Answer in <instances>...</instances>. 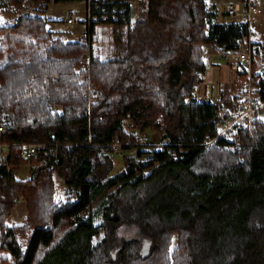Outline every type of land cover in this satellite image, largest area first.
I'll return each mask as SVG.
<instances>
[{
    "label": "trees",
    "instance_id": "trees-1",
    "mask_svg": "<svg viewBox=\"0 0 264 264\" xmlns=\"http://www.w3.org/2000/svg\"><path fill=\"white\" fill-rule=\"evenodd\" d=\"M49 1L0 0V13ZM49 22L22 13L0 24V142L10 144L0 163V264H264V118L251 131L238 127L237 140L218 136L219 112L239 98H194L208 68L204 47L240 50L246 23L218 21L206 0H141L136 17L115 26L120 49L103 60L95 23L88 46L55 37ZM88 56L90 68L77 72ZM237 65L236 93L250 80L264 103V40L254 42L250 66ZM89 81L98 88L90 109ZM149 128L159 144L135 132ZM117 138L125 168L112 174ZM31 143L46 147L28 161L22 146ZM26 163L30 175L20 179L13 169ZM108 189L117 193L96 225L90 208ZM129 189L144 196L124 208L117 197ZM22 200L27 220L9 225ZM126 214L151 237L148 253L129 239L112 256Z\"/></svg>",
    "mask_w": 264,
    "mask_h": 264
},
{
    "label": "built area",
    "instance_id": "built-area-1",
    "mask_svg": "<svg viewBox=\"0 0 264 264\" xmlns=\"http://www.w3.org/2000/svg\"><path fill=\"white\" fill-rule=\"evenodd\" d=\"M85 3V29L80 35V41L84 42L88 46L93 43V39L90 33L92 24L98 25H111L117 26L118 24L126 23L130 16L136 17L139 12L141 0H127V3L113 4L108 0H84ZM226 15L233 19H242L247 25V33L243 38L242 47L238 51H234L230 54L231 58L236 64H246L248 66L252 63V54L254 42L258 41L259 31L261 26V17L263 15V8L260 3L255 0H243L239 2L229 3L225 7ZM78 20L74 16H68L64 20V25L67 27L78 24ZM91 57L88 56L82 62L81 66L77 68V72L86 71L90 68ZM90 80V72L87 75H83V81ZM240 84L239 78H234L231 86H229L226 94H229L230 90L234 91V96L239 99L234 101L230 109H222L219 112L222 122L219 124L218 136H230L238 127H243L251 131L252 125L256 117H258L260 109L264 107V103H260L259 92L256 85L250 80L247 81L241 90L238 91ZM98 91L97 86L91 81L88 82V89L85 98L88 101L89 109L92 103L95 102V95ZM228 92V93H227ZM194 98L201 102H213L212 97L207 96L203 92L202 84L199 83L195 92ZM58 112H62V108L59 107ZM6 127L1 124L0 132L5 133ZM236 138V136L234 137ZM216 138L210 139L208 144L215 141ZM148 137L143 135L142 142L147 143ZM114 152L116 155H122V144L117 138L112 143ZM22 156L26 160H31L37 153L39 148L45 149V144H24ZM46 154V151L44 150ZM10 154V144L8 142H0V163L5 164L8 161ZM9 168V167H8Z\"/></svg>",
    "mask_w": 264,
    "mask_h": 264
},
{
    "label": "rangeland",
    "instance_id": "rangeland-1",
    "mask_svg": "<svg viewBox=\"0 0 264 264\" xmlns=\"http://www.w3.org/2000/svg\"><path fill=\"white\" fill-rule=\"evenodd\" d=\"M243 0H208V6L210 9H215L219 14L220 19H226L225 7L229 3L239 2ZM27 13L31 15H40L43 18L48 20L49 29L54 33V36L60 37L65 42L67 41H76L80 40V35L85 29L84 18H85V3L82 0H73V1H62V2H55L54 0H50L48 3L39 5L34 4L33 2H26L25 5L20 7L18 10H14L13 8H6L3 9L0 13V24L1 25H10L13 26L16 22V18L19 14ZM264 13V11H263ZM68 16H74L79 22L77 25L67 27L64 25V21ZM262 23V17H261ZM114 26L111 25H98L96 26V45L99 56L103 60L111 59L115 56L114 49H120V45H116V37H114ZM264 39V28L260 30L258 39ZM121 40H124V36H120ZM260 70V68L258 69ZM242 69H239L241 72ZM261 74L260 78H264ZM234 78H238L237 75L233 77L229 81V84L226 85L227 88L231 86ZM228 93V92H227ZM258 117L264 118V107L260 109ZM139 133L141 136L145 135L148 137L147 143H160V133L155 129H146L144 132L135 131ZM233 139L237 140L238 136H230ZM157 144V145H158ZM156 146L150 149V153H145L144 158H147L151 152L156 150ZM115 168L112 174H116L117 172L121 171L125 168L122 156L115 155ZM29 163V162H27ZM25 164L13 169L15 175L20 179L28 178L31 172L30 165ZM56 198L63 194L64 186L61 180L56 177ZM113 192L116 195L117 192L114 190L108 189L102 195L98 196L94 203L92 204L90 211L95 218L94 222L96 225L100 224L103 221V210L106 207V199L109 197V194ZM135 195V196H133ZM137 196H144L143 191L140 190H127L123 191L118 194V200H120L121 205L124 208H128L131 204L134 203V200ZM28 211L26 209V203L24 200L20 201L16 207L14 208L13 212L7 219V223L9 225H19L23 224L27 220ZM128 216V218L126 217ZM124 215L122 224L116 226V231L112 236V249L111 253L112 256H116L118 250L122 246L125 240L129 239H137L141 243V251L143 253H148L152 247V239L151 237L146 234L140 226L136 223L133 217H129L128 214ZM104 231L100 233L96 238L92 240V243H95L101 237L104 236ZM173 247L176 245V240L174 239Z\"/></svg>",
    "mask_w": 264,
    "mask_h": 264
},
{
    "label": "crops",
    "instance_id": "crops-1",
    "mask_svg": "<svg viewBox=\"0 0 264 264\" xmlns=\"http://www.w3.org/2000/svg\"><path fill=\"white\" fill-rule=\"evenodd\" d=\"M208 3V0H206ZM260 3L264 11V0H255ZM213 11L217 13V20L220 22H242V19L233 20L227 15L226 19H220V14L212 8ZM64 21V19H63ZM264 28V13L262 15V23L260 26ZM260 32V31H259ZM258 40H264L263 38ZM234 51L224 52L216 44H208L204 47V58L208 63V68L204 75H202V88L204 94L212 97L213 102L221 101L226 98L229 94L234 95V91L231 89L229 94H226V85L229 81L236 76L238 65L233 61L230 54Z\"/></svg>",
    "mask_w": 264,
    "mask_h": 264
}]
</instances>
